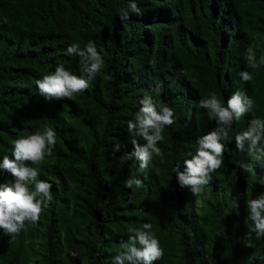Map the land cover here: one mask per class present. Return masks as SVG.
<instances>
[{"label": "trees", "instance_id": "trees-1", "mask_svg": "<svg viewBox=\"0 0 264 264\" xmlns=\"http://www.w3.org/2000/svg\"><path fill=\"white\" fill-rule=\"evenodd\" d=\"M130 2L0 0V163L14 159L13 140L56 132L52 154L30 165L52 184V200L26 230L0 229V264H114L145 223L164 250L154 264H264V236L250 233L248 207L264 194V158L235 144L253 118L264 119V65L251 69L245 58L250 46L257 60L264 53V0H136L143 14L122 21L118 10ZM89 40L105 61L101 72L72 99L46 100L36 81L57 66L88 79L66 49ZM237 90L253 109L233 123L223 166L194 195L173 168L182 171L216 126L199 101L215 92L227 106ZM145 96L171 107L175 123L158 143L163 157L141 170L135 158L119 163L113 145L132 152L133 139L146 143L127 129ZM128 178L141 186L126 188ZM13 180L0 169V184Z\"/></svg>", "mask_w": 264, "mask_h": 264}, {"label": "clouds", "instance_id": "clouds-1", "mask_svg": "<svg viewBox=\"0 0 264 264\" xmlns=\"http://www.w3.org/2000/svg\"><path fill=\"white\" fill-rule=\"evenodd\" d=\"M122 21L129 20L130 14L142 15L136 0H131L127 7L118 10ZM164 15V14H163ZM69 56L81 58L88 79L82 78L67 70L63 64L57 66L54 72L44 75L36 81L39 93L49 101L72 99L76 94L82 93L89 87V81L95 79L104 67V59L97 51L92 40L83 48L79 43H74L66 49ZM246 61L248 67L257 69L264 65V53L257 60L254 47L247 48ZM111 78V77H109ZM244 81H250L252 75L244 71L241 73ZM142 107L136 112L134 119L129 120L127 129L130 134L142 138L146 143L140 145L137 140H132L133 151H122L121 143L113 145V155L122 152L118 157L119 163L124 164L135 158L139 161L141 170L149 168L154 157H163V152L158 143L164 140L165 127L175 123L174 110L164 104L153 102L151 96H145L140 101ZM227 106L215 92L199 101V107L207 110L210 120L215 121V128L209 133L198 138V148L195 155L183 161L184 168L180 165L173 168L177 182L181 188H189L194 195H200L204 187L212 179L211 174L223 166L225 143L234 122L252 111L254 101L245 93L237 90L227 99ZM13 151L9 156L3 157L0 169L11 174L13 181L0 184V229L6 235H14L26 230L28 224H36L41 214L52 200V184L46 180H39L38 168L30 165H39L46 155L50 156L56 145V132L51 127L43 131L17 138L12 141ZM235 144L238 150L243 151L247 144L249 153H256V159L264 158V119L253 118L246 131L235 135ZM264 184V180L260 181ZM139 179L128 178L124 186L131 189L134 185L140 187ZM34 185V190L32 186ZM248 207L250 233L264 236V194L252 199ZM235 214L239 215V205L234 202ZM152 224L145 223L143 229L131 230L134 234L121 243V251L114 257V264H154L164 256L160 241L152 231ZM139 245V247L137 246ZM75 255V254H73Z\"/></svg>", "mask_w": 264, "mask_h": 264}]
</instances>
